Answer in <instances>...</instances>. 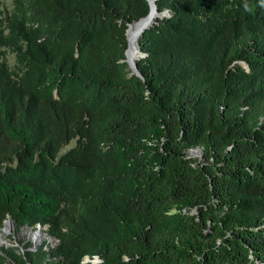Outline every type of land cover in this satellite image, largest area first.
<instances>
[{"label": "trees", "instance_id": "obj_1", "mask_svg": "<svg viewBox=\"0 0 264 264\" xmlns=\"http://www.w3.org/2000/svg\"><path fill=\"white\" fill-rule=\"evenodd\" d=\"M154 5L0 2V264H264V0Z\"/></svg>", "mask_w": 264, "mask_h": 264}, {"label": "rangeland", "instance_id": "obj_2", "mask_svg": "<svg viewBox=\"0 0 264 264\" xmlns=\"http://www.w3.org/2000/svg\"><path fill=\"white\" fill-rule=\"evenodd\" d=\"M0 2L3 8H5L6 10L10 9L11 0H0ZM6 60L10 65H12L13 64V54L6 51ZM72 145H74V140H71L67 145L61 148L60 152L67 149L68 147ZM196 149H198L199 151L196 152L195 151ZM191 151L193 153H190ZM201 154H202V150L199 147L190 148L186 151V155H190V157L196 159V161L201 159ZM192 212L194 211L192 210ZM9 225H10L8 228L9 230L6 232V234L2 235L4 237L2 238V243H0L1 244L0 247L3 244H6V245L9 244L13 246H22L29 242L32 245V248H35L38 245L42 244L44 241L49 246H53L56 243L55 240H52V239H49L48 241H46V238H49V235L46 233V227H38L39 233L42 234L43 237L39 236L38 238L35 239L33 238V235L38 232L36 226L33 228H26V227L17 228L13 224L12 221H10Z\"/></svg>", "mask_w": 264, "mask_h": 264}, {"label": "water", "instance_id": "obj_3", "mask_svg": "<svg viewBox=\"0 0 264 264\" xmlns=\"http://www.w3.org/2000/svg\"><path fill=\"white\" fill-rule=\"evenodd\" d=\"M147 3H148V12L146 13V15L140 19H138L137 21L135 22H132V23H129L125 29V34H126V43H127V46L124 50V61L126 62L127 64V67L130 69L131 72H133L136 76H139L140 77V74L136 68V65H135V59L139 56V52H138V49L136 47V42H135V56H134V59L132 61H129L128 60V57H127V50H128V47H129V41H128V36H127V33H128V29L131 27V25H133L134 23L138 22L139 20H142L140 26L137 28L136 30V37H138L139 35L142 34V32L148 28V26L152 23L153 20H151V16L148 18L150 12H151V8H153V10H156V7L154 5V0H146ZM158 15L157 16H162V13H157ZM196 152H198L199 150L196 149L195 150ZM187 157H190V155H186ZM11 219L9 217H7L3 222H2V225L4 224V222H8L10 223ZM37 227V230L38 227H41L39 225H36ZM42 227H45V226H42ZM36 230V231H37ZM49 239H52V240H55L56 242V239H54L53 237L49 236V238H46V241H48Z\"/></svg>", "mask_w": 264, "mask_h": 264}, {"label": "bare ground", "instance_id": "obj_4", "mask_svg": "<svg viewBox=\"0 0 264 264\" xmlns=\"http://www.w3.org/2000/svg\"><path fill=\"white\" fill-rule=\"evenodd\" d=\"M157 15L158 14H157L156 10H153V8H151V12H150L148 18L151 16V20H153L155 17H157ZM141 22H142V20H139L138 22H136L133 25H131V27L128 29L127 36H128V41H129V47H128V50H127V57H128L129 61H132L134 59V56H135V47H134V45H135V42H136V39H137L136 30L140 26ZM190 153H193V152L191 151ZM3 226L4 227H2L1 232H0V243H2V238L4 237L2 235L6 234V232L9 230L8 228H9L10 225H9L8 222H4ZM39 236L43 237V235L40 234L39 230H38V232L33 235V238L36 239Z\"/></svg>", "mask_w": 264, "mask_h": 264}, {"label": "built area", "instance_id": "obj_5", "mask_svg": "<svg viewBox=\"0 0 264 264\" xmlns=\"http://www.w3.org/2000/svg\"><path fill=\"white\" fill-rule=\"evenodd\" d=\"M87 258H84L83 261H87ZM97 261H99V259L97 257H94L93 260L91 261L93 264H95Z\"/></svg>", "mask_w": 264, "mask_h": 264}, {"label": "clouds", "instance_id": "obj_6", "mask_svg": "<svg viewBox=\"0 0 264 264\" xmlns=\"http://www.w3.org/2000/svg\"><path fill=\"white\" fill-rule=\"evenodd\" d=\"M88 259V258H87Z\"/></svg>", "mask_w": 264, "mask_h": 264}]
</instances>
